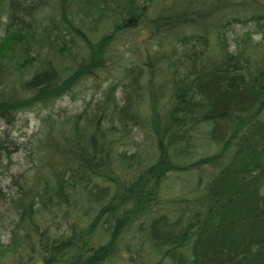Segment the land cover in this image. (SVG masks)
Returning <instances> with one entry per match:
<instances>
[{"label": "trees", "instance_id": "1", "mask_svg": "<svg viewBox=\"0 0 264 264\" xmlns=\"http://www.w3.org/2000/svg\"><path fill=\"white\" fill-rule=\"evenodd\" d=\"M249 3L0 0V119L93 88L40 118L0 264H264L263 43L229 33L264 37ZM127 34L143 53L123 62ZM173 173L194 176L162 197Z\"/></svg>", "mask_w": 264, "mask_h": 264}, {"label": "rangeland", "instance_id": "2", "mask_svg": "<svg viewBox=\"0 0 264 264\" xmlns=\"http://www.w3.org/2000/svg\"><path fill=\"white\" fill-rule=\"evenodd\" d=\"M254 1L255 4L249 3L250 9H256L260 13L264 14V11L261 12V10H264V0ZM257 6L259 8H257ZM109 23V21L102 19L96 20V22L91 25L88 23L90 28L97 26V30L90 33L91 38L96 37L103 30L108 29ZM95 24L97 25L95 26ZM253 29L254 28L251 22H248L246 25H236L229 33L233 36L235 31L236 33H240L243 30H250L251 42L253 44L263 43V47L261 49L264 51V37L260 36L257 31L253 32ZM121 39L124 43H118L117 45L119 53L121 54L120 58L123 59V62L131 55L139 56L140 52L141 54L143 53L142 51H139V41L136 39V35L127 34L126 37L124 35ZM228 42H231L230 37ZM144 50L145 49H143V51ZM263 51L261 52L264 56ZM109 78H112V72L99 75V82L96 85L97 90L94 97L101 95L102 88L107 85V79ZM89 84L90 83L88 81H83L75 88L72 87V91L70 93L65 92L61 97L53 100L48 105H38L34 108L32 107L20 110L14 120L6 121L0 119V239L2 242H7L10 234L9 226L11 221L15 219L17 215L16 211L11 205H9L8 200L17 189H21L19 182H22V173L27 172L28 177L33 179V175L36 172L35 170L40 166V163L37 162L36 157L31 152V148L37 146L34 141L36 139H40L42 135L38 132L41 125L40 118L45 114L54 116L57 114L73 113L80 110L84 101L93 96V88L89 87ZM133 132V142H136V145H139L144 134L137 129H134ZM120 147H123V145ZM32 166H35L36 169L32 168ZM38 170L40 171L39 174L44 171L43 169ZM176 175L178 174H171L169 176V181H165V188H162L161 190L162 197L172 198L175 197L176 194L178 195L181 190L184 192L187 187V183L183 185L184 180H189L188 178L194 176L189 175V177H187L185 175H181V177L175 178ZM175 183L177 185H174ZM64 212L65 211L60 210V213ZM65 221L71 222V219H65Z\"/></svg>", "mask_w": 264, "mask_h": 264}]
</instances>
